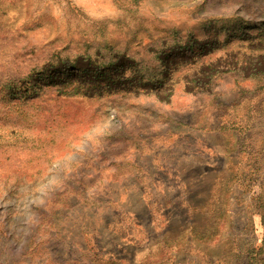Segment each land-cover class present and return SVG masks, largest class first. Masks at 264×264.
Returning <instances> with one entry per match:
<instances>
[{
	"label": "rangeland",
	"instance_id": "1",
	"mask_svg": "<svg viewBox=\"0 0 264 264\" xmlns=\"http://www.w3.org/2000/svg\"><path fill=\"white\" fill-rule=\"evenodd\" d=\"M0 264H264V0H0Z\"/></svg>",
	"mask_w": 264,
	"mask_h": 264
},
{
	"label": "trees",
	"instance_id": "2",
	"mask_svg": "<svg viewBox=\"0 0 264 264\" xmlns=\"http://www.w3.org/2000/svg\"><path fill=\"white\" fill-rule=\"evenodd\" d=\"M37 77V76H36Z\"/></svg>",
	"mask_w": 264,
	"mask_h": 264
}]
</instances>
